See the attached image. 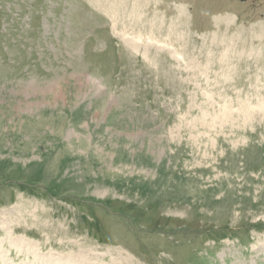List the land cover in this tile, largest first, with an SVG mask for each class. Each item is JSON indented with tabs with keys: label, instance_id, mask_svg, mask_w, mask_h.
I'll return each instance as SVG.
<instances>
[{
	"label": "rangeland",
	"instance_id": "1",
	"mask_svg": "<svg viewBox=\"0 0 264 264\" xmlns=\"http://www.w3.org/2000/svg\"><path fill=\"white\" fill-rule=\"evenodd\" d=\"M126 3L0 0V264H264V0Z\"/></svg>",
	"mask_w": 264,
	"mask_h": 264
},
{
	"label": "bare ground",
	"instance_id": "2",
	"mask_svg": "<svg viewBox=\"0 0 264 264\" xmlns=\"http://www.w3.org/2000/svg\"><path fill=\"white\" fill-rule=\"evenodd\" d=\"M128 1V0H127ZM126 0H125V14H129V17H130V15L131 16H133V17H135V13H136V8L133 6L132 8H128V4L126 3L127 2ZM133 1V0H132ZM134 2L136 3V2H138V0L136 1V0H134ZM133 4V5H139V4ZM141 4V3H140ZM123 5V4H122ZM144 5V4H143ZM141 7V6H140ZM138 8V7H137ZM145 8V7H144ZM141 9H143L142 7H141ZM140 11V10H139ZM139 11H138V13H139ZM148 11V10H147ZM146 11V12H147ZM123 13V12H122ZM138 13H136V15L138 14ZM143 14V13H142ZM144 14H146L145 12H144ZM140 15V14H139ZM142 17H145L144 15L142 16ZM131 18V17H130ZM132 19H134V18H132ZM141 19V18H140ZM145 19V18H144ZM135 20V19H134ZM155 20V19H154ZM145 21V20H144ZM129 22V21H128ZM137 22V21H136ZM136 22L134 21V23L133 24H136ZM140 22V21H139ZM139 22H138V24H139ZM146 22H147V20H146ZM131 23V22H130ZM144 23V22H143ZM149 23V22H148ZM132 24V23H131ZM146 24V23H145ZM141 25H143V24H141ZM140 26V25H139ZM150 26V25H149ZM158 26V25H157ZM151 27H153V25L151 26ZM155 27V26H154ZM136 28H137V25H136ZM141 31V30H140ZM145 31V30H144ZM160 31V30H159ZM163 32V31H162ZM143 33V32H142ZM161 34V33H160ZM226 39V38H225ZM179 40H181V39H179ZM32 245V244H31Z\"/></svg>",
	"mask_w": 264,
	"mask_h": 264
},
{
	"label": "water",
	"instance_id": "3",
	"mask_svg": "<svg viewBox=\"0 0 264 264\" xmlns=\"http://www.w3.org/2000/svg\"><path fill=\"white\" fill-rule=\"evenodd\" d=\"M243 1V0H242Z\"/></svg>",
	"mask_w": 264,
	"mask_h": 264
}]
</instances>
